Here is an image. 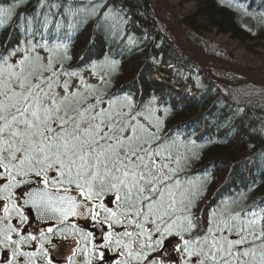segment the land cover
Instances as JSON below:
<instances>
[{
  "label": "snow or ice",
  "instance_id": "1",
  "mask_svg": "<svg viewBox=\"0 0 264 264\" xmlns=\"http://www.w3.org/2000/svg\"><path fill=\"white\" fill-rule=\"evenodd\" d=\"M47 7H0V30L16 16L31 33L22 51L0 53V264H264V199L197 216L204 188L185 190L169 152L179 136L158 135L159 119L142 123L131 97L77 81L64 68L68 45L49 43L76 27V12L71 0ZM90 14L119 34L108 0Z\"/></svg>",
  "mask_w": 264,
  "mask_h": 264
},
{
  "label": "trees",
  "instance_id": "2",
  "mask_svg": "<svg viewBox=\"0 0 264 264\" xmlns=\"http://www.w3.org/2000/svg\"><path fill=\"white\" fill-rule=\"evenodd\" d=\"M183 2H194L197 6L194 15L184 20L185 37L206 53L215 50L195 40L201 35L200 23L234 41H264V0ZM47 3L48 0H0V7L16 8V15L37 12L42 15L48 12ZM71 3L74 11L83 6L90 9L91 5L82 0ZM108 3L124 20L120 26L123 33L114 35L108 29L110 18L88 14L76 24L73 37L66 34L71 38H63L68 49L81 55L80 60L88 65L105 57L118 62L110 81L109 97L111 94L134 97L138 106L155 104L164 112L166 117L158 135L179 136L191 150L192 160L186 173L183 172L184 178H179L200 181L204 188L200 201L206 205H198L197 216L206 220L223 200L237 211L259 203L264 199V89L252 85L232 87L229 75L222 71L213 70L220 82L213 81L210 73L170 45L163 33L145 32L143 26L149 21L157 29L159 26L154 8L147 0H108ZM6 23L0 30V53L5 47H16L19 34L26 33V20L18 21L13 16ZM54 38L59 37H50L49 43L55 42ZM36 39H40L39 35ZM80 60L65 69L82 70ZM162 69H166L167 77L162 76ZM253 184L254 189L246 191Z\"/></svg>",
  "mask_w": 264,
  "mask_h": 264
},
{
  "label": "rangeland",
  "instance_id": "3",
  "mask_svg": "<svg viewBox=\"0 0 264 264\" xmlns=\"http://www.w3.org/2000/svg\"><path fill=\"white\" fill-rule=\"evenodd\" d=\"M84 2H87L91 4V1L93 0H82ZM96 1V0H95ZM149 4L154 8V14L157 18L158 22L160 23L161 27L168 31L167 34H169V38L173 40L174 44L175 42V30L178 28V34L185 40L187 43V46L189 47H197L198 49H192L190 48L187 52H185L186 58H188V61L190 60L193 64L198 66V68L205 70L208 73H212L214 71H222L229 75V78L231 80V83H229L232 87L241 86L244 82H249L248 77L241 73V71H238V69L232 68L231 66L227 65H221V63H218L216 60L225 59L228 60L227 63L233 64L236 67H239L243 70H245L248 75L251 78L262 80L264 82V41L259 40L256 42H238L234 41L228 36L217 34L215 30H213L211 27L201 24L200 28L201 35L197 37L195 40H198L199 43H201L203 46H206V48L210 49L212 48L215 50V52L206 53L204 50H202L199 45H193L190 44L189 41H187L185 37V27H184V20L190 18L194 15V13L197 10L196 3L194 2H183V0H166L168 4V9L164 7L165 5H161L157 0H147ZM92 5V4H91ZM84 8H80L76 10V15L73 17V20L75 24L79 22V20L83 21L84 16H88L90 14V9H88L87 6H83ZM172 11V12H171ZM96 16V15H95ZM94 17V16H93ZM109 19V18H108ZM111 19V18H110ZM107 20L108 22V29L110 31L111 28L109 27L112 23V20ZM76 30V27L73 29H63L61 33L58 35L59 38H54L55 42L52 43H65L63 38L70 39L73 37V32ZM109 31V32H110ZM120 31H122L120 29ZM123 33V31H122ZM30 34V33H28ZM66 34H68L71 37H67ZM8 36H10V33H8ZM40 42V40H39ZM11 46H14V44L11 42ZM24 44L20 45L21 51L23 49ZM73 50L67 49V55L70 57V59L64 61V68H66L68 65H71L76 62H78L81 58V55H78V53H72ZM198 51V53H197ZM63 53V49L59 51H53L50 53H42L44 55H50L54 59H58L59 55ZM200 54H203L204 57ZM78 55V56H77ZM205 55L208 56L205 57ZM219 57V58H218ZM15 59V57L13 58ZM81 61V60H80ZM104 61V60H103ZM103 61L101 60H94V63H92L90 66H87L88 64L83 63L81 61V64L83 65L81 68L82 70H75L72 71L76 74L75 79L78 81L80 78H82L87 84H90L94 86L98 93L103 96H108L109 94V82L110 78H112L116 71H117V64L115 66V69H111L108 66H106ZM95 73V74H94ZM166 69L161 70V74L164 77H167ZM211 79L216 82H220V79L214 75L210 74ZM103 77V79H101ZM156 78V77H154ZM111 91V90H110ZM114 96L111 94V97ZM109 97V96H108ZM123 97V96H122ZM121 96H117V98L121 101H123L125 98H122ZM133 106L138 107L140 109L141 115L139 116V119L144 124H149L150 122L154 123L157 119H159L160 124L162 120L165 119V114L160 108L158 109L155 104H143L141 106H137V100H132ZM135 101V102H134ZM154 103V102H153ZM123 107V104H121ZM257 108H259L256 105ZM125 111H127V108H124ZM155 131V129H153ZM160 130V125H159ZM159 132V131H158ZM158 134V133H157ZM179 141L171 145L169 147V152L171 153V156L174 159H179V165H177L181 171L179 172V176L183 177V172L186 173L187 167L189 162L192 160L191 150L187 148V146H184L183 140L181 137H179ZM184 157H187L185 159ZM184 178V177H183ZM181 179V178H180ZM181 181L185 182V190H188L190 187L192 192L194 193L197 188H199L202 185V182L190 179V180H183ZM191 181L192 184L188 185L187 182ZM198 205L204 206L206 205L205 201H200ZM228 201L223 200L218 203L220 205L221 209H233L231 208L232 204L227 203ZM216 208V207H215ZM193 210L195 214H199L200 206H194ZM0 227H3V225H0Z\"/></svg>",
  "mask_w": 264,
  "mask_h": 264
},
{
  "label": "bare ground",
  "instance_id": "4",
  "mask_svg": "<svg viewBox=\"0 0 264 264\" xmlns=\"http://www.w3.org/2000/svg\"><path fill=\"white\" fill-rule=\"evenodd\" d=\"M161 5L163 4V5H165L164 7H166L167 9H168V4L166 3L167 1L166 0H157ZM262 8H264V6L262 7ZM172 12V11H171ZM154 17H155V15H154ZM155 19H157L156 17H155ZM158 20H156V22H157ZM157 24H159V26H158V29H157V27H156V24H154L152 21L150 22L149 21V23H145V25L143 26V29H144V31L145 32H147V33H149V34H151V35H153L154 33H152V32H161V33H163L162 35H164V37H165V39L170 43V45H172L174 48H176L177 49V51H179L180 53H181V55H183L184 57H187V56H185L184 54H185V52H187L190 48H192V49H195V48H193V47H189V46H187V43L185 42V40L178 34L179 32H178V28H177V30H175V44H174V42H173V40L172 39H170L169 38V34H167L168 33V31H165L162 27H161V25H160V23L158 22ZM153 30V31H152ZM152 31V32H151ZM263 51H264V49H263ZM197 53H198V51H197ZM199 54V53H198ZM104 60V59H103ZM102 60V61H103ZM109 60H111V59H109Z\"/></svg>",
  "mask_w": 264,
  "mask_h": 264
},
{
  "label": "water",
  "instance_id": "5",
  "mask_svg": "<svg viewBox=\"0 0 264 264\" xmlns=\"http://www.w3.org/2000/svg\"><path fill=\"white\" fill-rule=\"evenodd\" d=\"M256 84L258 86L264 87V82H262V81H256Z\"/></svg>",
  "mask_w": 264,
  "mask_h": 264
},
{
  "label": "flooded vegetation",
  "instance_id": "6",
  "mask_svg": "<svg viewBox=\"0 0 264 264\" xmlns=\"http://www.w3.org/2000/svg\"><path fill=\"white\" fill-rule=\"evenodd\" d=\"M81 225H82V222H81Z\"/></svg>",
  "mask_w": 264,
  "mask_h": 264
}]
</instances>
